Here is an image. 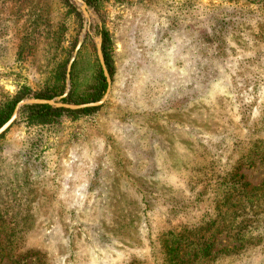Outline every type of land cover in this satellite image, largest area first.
<instances>
[{"label": "rangeland", "instance_id": "1", "mask_svg": "<svg viewBox=\"0 0 264 264\" xmlns=\"http://www.w3.org/2000/svg\"><path fill=\"white\" fill-rule=\"evenodd\" d=\"M86 4L0 0V100L53 79L54 31L58 58L76 38L82 93L104 26L115 66L99 109L29 125L23 105L0 136V264H170L161 234L204 219L214 248L193 264H264V4Z\"/></svg>", "mask_w": 264, "mask_h": 264}, {"label": "trees", "instance_id": "2", "mask_svg": "<svg viewBox=\"0 0 264 264\" xmlns=\"http://www.w3.org/2000/svg\"><path fill=\"white\" fill-rule=\"evenodd\" d=\"M69 0H67L68 2ZM109 0H86L89 6L93 7L99 12L101 4ZM259 3L264 4V0H259ZM71 8L73 7L69 3ZM73 9H75L73 7ZM74 12V10H73ZM81 17V14L78 13ZM46 15H42L37 18L38 24L48 25L51 22L46 21ZM102 34V51L104 54L105 62L111 77L113 78L115 66L111 55L112 41L109 32L104 27L99 29ZM54 47L56 52L52 58L49 59L50 64V75H53V79L44 83L45 85L36 93H32L31 89L28 87L21 88L15 94L3 98L0 100V127L9 120L15 111V108L23 98L33 95L36 98L52 99L55 96L63 95L66 87V75L68 71V63L70 60V53L74 50L76 46V38L74 39L73 45L67 50V56L65 58H58L57 51L62 47V35L56 31L52 32ZM96 73L93 81L87 86L85 93H82V84L77 76L78 71V61L73 63L71 74H72V88L67 96L63 97L62 100L67 103H86L92 101L100 100L105 94L108 82L104 74L102 66L99 62L98 57ZM100 107H86L81 109H69L65 107H56L49 104H27L23 106V112L26 114V120L29 125H51L56 119L62 116L64 113H69L71 115H78L81 113H90ZM241 165H237L232 168L231 172L227 173L224 181L232 180L229 183H225L226 191L225 194H230V189L235 188L237 190L238 186H242L241 178L235 179V174L233 171L239 168ZM222 180V179H221ZM221 183V182H220ZM230 198V197H229ZM229 200V199H228ZM227 199L224 203L226 204ZM215 223L214 219H204L197 228L194 227H182L181 229H172L161 234L162 246L164 248L163 252L165 255V260H169L170 264H193L194 261L200 262L210 257L212 250L214 248L211 236L206 234L211 229V225ZM191 256V259L188 258ZM190 260L192 262H190Z\"/></svg>", "mask_w": 264, "mask_h": 264}, {"label": "water", "instance_id": "3", "mask_svg": "<svg viewBox=\"0 0 264 264\" xmlns=\"http://www.w3.org/2000/svg\"><path fill=\"white\" fill-rule=\"evenodd\" d=\"M79 1L82 3V10H83L85 16L87 18H89L90 14L88 12V6H87L86 2H84L83 0H79ZM80 44L78 45V48H79ZM97 51H98V57H99L102 69L104 71V74H105V76L107 78V82H108L107 91H106L105 95L100 100L92 101V102H88V103H83V104H69V103L57 101L56 99H44V98L24 99L17 104L15 111L12 114V116L9 118V120L6 121L0 127V136L3 135L14 124V122L18 119L20 108L25 104H36V103H38V104H49V105L56 106V107H65V108H71V109H81V108H86V107H97V106L102 105L106 101V99L108 98V95H109L111 87H112V79H111L109 70L107 68L105 58H104V54L102 51V35H100L97 39ZM73 60L74 59H72L70 64H69L68 75L70 74ZM66 95H67V93L62 95V98L65 97Z\"/></svg>", "mask_w": 264, "mask_h": 264}]
</instances>
